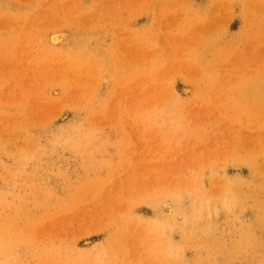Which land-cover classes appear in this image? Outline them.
<instances>
[{
  "label": "rangeland",
  "instance_id": "374dc122",
  "mask_svg": "<svg viewBox=\"0 0 264 264\" xmlns=\"http://www.w3.org/2000/svg\"><path fill=\"white\" fill-rule=\"evenodd\" d=\"M0 264H264V0H0Z\"/></svg>",
  "mask_w": 264,
  "mask_h": 264
}]
</instances>
